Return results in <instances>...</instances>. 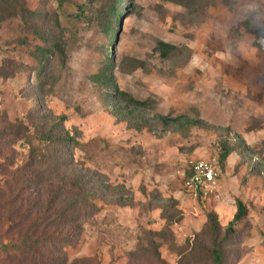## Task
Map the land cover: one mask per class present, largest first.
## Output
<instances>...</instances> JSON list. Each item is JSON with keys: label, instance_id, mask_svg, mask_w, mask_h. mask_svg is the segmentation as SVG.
I'll list each match as a JSON object with an SVG mask.
<instances>
[{"label": "rangeland", "instance_id": "1", "mask_svg": "<svg viewBox=\"0 0 264 264\" xmlns=\"http://www.w3.org/2000/svg\"><path fill=\"white\" fill-rule=\"evenodd\" d=\"M246 22L264 29V0H197L186 7L133 0L110 56L119 87L148 102L149 117H200L213 127L166 134L153 127L138 131L105 105L102 90L90 80L104 67L109 47L100 31L84 34L70 70L42 101L31 48L18 42L24 36L18 21L3 24L0 67L11 61L23 69L14 78H0V131L20 123L33 131L37 111L66 116L64 131L82 145L75 149L73 168L94 172L100 212L85 225L79 243L67 248L70 264H156L142 255L145 230L163 231L170 223L175 237L161 244L162 258L184 264L189 256L182 259L178 245L202 241L210 214L226 230L239 200L248 215L226 243L227 264H264V33H250ZM158 41L190 52L164 61L155 51ZM134 59L145 60L147 70H134ZM8 138L0 144V155L24 160V140ZM223 140L235 152L221 168L216 189L201 198L187 194V167L202 159L214 162ZM104 184L109 190H101ZM31 188L34 196L48 191L42 183ZM120 194L125 206L117 204ZM171 200L177 209L165 212V206L175 204Z\"/></svg>", "mask_w": 264, "mask_h": 264}, {"label": "trees", "instance_id": "2", "mask_svg": "<svg viewBox=\"0 0 264 264\" xmlns=\"http://www.w3.org/2000/svg\"><path fill=\"white\" fill-rule=\"evenodd\" d=\"M30 1L0 0V29L6 21H18L24 34L18 42L22 47L31 48L30 55L36 63V90L42 99L54 94L56 86L70 70V60L80 49L84 34L95 30L105 36L109 47L104 49V67L90 80L102 90L105 105L119 121H126L138 131L153 127L163 134L190 132L198 127L213 128L200 117H170L158 113L149 117V103L119 87L110 56L114 53L113 43L122 26V18L130 12L133 0H35L34 6ZM161 1L185 7L197 3V0ZM246 26L252 34L264 33V29H254L248 22ZM155 51L164 61L190 52L164 41L156 43ZM133 62L134 70L148 68L145 60L134 59ZM22 69L20 64L6 62L0 67V78H14ZM51 114L37 111L34 119L38 123L34 124L33 131L22 123L9 125L11 133L7 129L0 131V144L11 135V143L13 138H18L27 146L22 161L8 152L0 155V234L6 227L5 234L0 236V264H70L67 248L79 243L85 225L92 224L100 212L95 203L94 172L73 168L75 149L82 145L75 135L64 131L67 117L55 118ZM4 121H7L5 116ZM221 147V154L214 159L219 173L235 152L228 140H223ZM192 176L189 164L183 180L184 190L185 182ZM40 183L47 186L48 191L45 195L34 196L31 186ZM109 188L104 184L101 190ZM203 196L200 192L199 198ZM125 201L120 194L117 204L125 206ZM174 203L165 206V212L176 210L177 203ZM247 215L246 205L237 201V213L223 230L218 217L210 214L202 231V241L198 239L193 247L187 245L188 241L181 247L178 245L182 259L189 256L184 264H227L226 243ZM170 226L159 232L145 230L143 241L147 248H143L142 255L152 257L156 264H167L160 249L161 244L174 240ZM173 244L177 249V243Z\"/></svg>", "mask_w": 264, "mask_h": 264}, {"label": "built area", "instance_id": "3", "mask_svg": "<svg viewBox=\"0 0 264 264\" xmlns=\"http://www.w3.org/2000/svg\"><path fill=\"white\" fill-rule=\"evenodd\" d=\"M193 176L185 182V192L193 196L216 189L219 182V171L211 160H197L190 163ZM213 192V191H212Z\"/></svg>", "mask_w": 264, "mask_h": 264}]
</instances>
